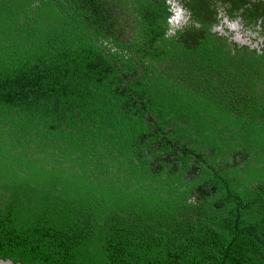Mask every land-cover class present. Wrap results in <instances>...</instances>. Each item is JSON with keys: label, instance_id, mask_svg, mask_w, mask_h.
Instances as JSON below:
<instances>
[{"label": "trees", "instance_id": "16d2710c", "mask_svg": "<svg viewBox=\"0 0 264 264\" xmlns=\"http://www.w3.org/2000/svg\"><path fill=\"white\" fill-rule=\"evenodd\" d=\"M178 4L0 0V258L264 264V1Z\"/></svg>", "mask_w": 264, "mask_h": 264}, {"label": "rangeland", "instance_id": "374dc122", "mask_svg": "<svg viewBox=\"0 0 264 264\" xmlns=\"http://www.w3.org/2000/svg\"><path fill=\"white\" fill-rule=\"evenodd\" d=\"M264 1V0H261ZM172 5L176 6L178 10L181 11V16L178 23H173L175 25L182 24L187 20L186 11L181 10L182 7L178 4V0H169ZM221 10V9H220ZM220 15H223V11H219ZM175 13L172 11L170 18L174 17ZM169 18V19H170ZM215 30L219 32H224L230 35L231 39L239 45L247 44L257 50H261L263 45L264 36L260 33V27L258 25L255 28H244L238 19L229 20L227 17L220 18V21L215 25Z\"/></svg>", "mask_w": 264, "mask_h": 264}, {"label": "clouds", "instance_id": "9594fccd", "mask_svg": "<svg viewBox=\"0 0 264 264\" xmlns=\"http://www.w3.org/2000/svg\"><path fill=\"white\" fill-rule=\"evenodd\" d=\"M170 10L173 11V12L175 13V16L172 17V18H170L169 23H170V24H171V23H178V21H179V19H180V16H181V11L178 10V9L176 8L175 5H174V6L172 7V9H170Z\"/></svg>", "mask_w": 264, "mask_h": 264}, {"label": "water", "instance_id": "95a60500", "mask_svg": "<svg viewBox=\"0 0 264 264\" xmlns=\"http://www.w3.org/2000/svg\"><path fill=\"white\" fill-rule=\"evenodd\" d=\"M0 264H22V263L14 262L11 258H0Z\"/></svg>", "mask_w": 264, "mask_h": 264}]
</instances>
